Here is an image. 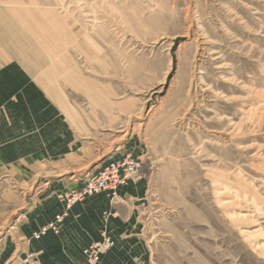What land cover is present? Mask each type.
<instances>
[{
    "label": "rangeland",
    "instance_id": "374dc122",
    "mask_svg": "<svg viewBox=\"0 0 264 264\" xmlns=\"http://www.w3.org/2000/svg\"><path fill=\"white\" fill-rule=\"evenodd\" d=\"M0 139V264H40L61 191L126 155L73 207L121 201L114 260L264 264V0H0Z\"/></svg>",
    "mask_w": 264,
    "mask_h": 264
},
{
    "label": "crops",
    "instance_id": "0c3cea01",
    "mask_svg": "<svg viewBox=\"0 0 264 264\" xmlns=\"http://www.w3.org/2000/svg\"><path fill=\"white\" fill-rule=\"evenodd\" d=\"M4 149L9 150V145L7 148ZM6 156L9 155L6 154ZM71 187H75V186H71ZM74 206H72L67 211L66 215H64L63 217L64 219L59 225L60 227L59 231L57 233L55 232L57 234L55 235V237L50 235L49 233L51 232L50 230L47 232L49 233L48 235H50L49 237L55 239V241H52L51 239V242H49L48 240L49 237H47L48 235L46 236L43 235V237L41 236V239L43 238L44 239L41 243V247L38 252L40 258V264H54V263L63 264L60 263L61 259L62 261L65 262V264L67 263L74 264L73 262L72 263L68 262L69 255H71V252L74 253V251H70V248L66 245L67 244L66 242H68L69 240L73 241V239H75L76 241L81 237H82L81 239L82 241H86L88 239L91 241L98 239L100 237V235L98 234L99 227L101 226L102 223L101 221L103 214L106 212L108 213V216L106 219L107 223H105L104 228L108 229L109 234L114 240V246L111 248L110 252L104 257V261L102 264H123L122 262L113 259V257H118V255H120V253L124 248V246L121 245V243L125 236V232L127 231L128 228L127 221L130 219L129 214L127 215L124 214L125 210L122 207L121 201L119 199H115V201L112 202L111 209L109 208L107 199L105 198H103L102 201L96 199L93 200L89 198V200L86 203L81 204L80 206H78V208L73 209ZM64 209L65 208L63 203L61 213L64 211ZM70 211L71 214L69 213ZM75 222L81 223L82 225L81 227H83L82 233L79 231L80 226L78 225L76 226ZM77 230L80 232L81 235L78 234ZM76 235H78V237H76ZM97 235L99 236L97 237ZM75 253L79 254V252L77 251ZM76 259H77L76 263H78V260L80 262V258L78 255L76 256Z\"/></svg>",
    "mask_w": 264,
    "mask_h": 264
},
{
    "label": "built area",
    "instance_id": "2783aa9c",
    "mask_svg": "<svg viewBox=\"0 0 264 264\" xmlns=\"http://www.w3.org/2000/svg\"><path fill=\"white\" fill-rule=\"evenodd\" d=\"M138 162L129 155L109 161L96 172L87 177L80 186L68 187L60 193V199L64 203V211L56 217L55 221L43 225L34 233V238L45 235L49 230H57L59 223L62 221L67 211L76 203L85 198L100 193L104 190L115 192L119 187L124 186L130 178H132L138 170ZM113 242L111 237L101 232L98 239L93 240L90 244L83 248L82 264H99L100 257L108 251Z\"/></svg>",
    "mask_w": 264,
    "mask_h": 264
}]
</instances>
